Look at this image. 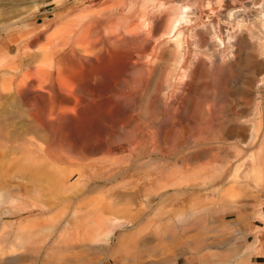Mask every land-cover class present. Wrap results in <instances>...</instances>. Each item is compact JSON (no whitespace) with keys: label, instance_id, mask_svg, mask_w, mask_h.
Instances as JSON below:
<instances>
[{"label":"rangeland","instance_id":"374dc122","mask_svg":"<svg viewBox=\"0 0 264 264\" xmlns=\"http://www.w3.org/2000/svg\"><path fill=\"white\" fill-rule=\"evenodd\" d=\"M17 7L0 48L56 54L20 93L0 68V264H197L248 236L264 264V0Z\"/></svg>","mask_w":264,"mask_h":264},{"label":"bare ground","instance_id":"6f19581e","mask_svg":"<svg viewBox=\"0 0 264 264\" xmlns=\"http://www.w3.org/2000/svg\"><path fill=\"white\" fill-rule=\"evenodd\" d=\"M20 1H23V0H0V8L1 9H3V7H6V6H11V7H9L10 9L9 10H6V11H1L0 12V19H1V21H4V23H5V25L3 26V28H2V30L4 31V30H8L9 32H12L13 30H14V28H17L19 25H20V22L18 21V22H13V23H10V22H8L10 19H12L14 16H15V13H16V9L15 8H18L17 7V5H18V2L20 3ZM23 3V2H22ZM26 3H29V2H26ZM42 4V3H41ZM25 5H28V4H25ZM20 9V8H19ZM34 10V9H33ZM27 13V12H26ZM25 13V14H26ZM76 13V12H75ZM32 16L30 15L29 16V18H31ZM20 19V18H19ZM92 19V18H91ZM12 21V20H11ZM14 21H16V20H14ZM26 21V20H25ZM89 21V20H88ZM23 22V21H22ZM58 22V21H57ZM27 23V22H26ZM89 23V22H88ZM92 23V22H91ZM90 23V24H91ZM121 23V22H120ZM37 24V23H36ZM98 24V23H97ZM78 25V24H77ZM99 25V24H98ZM90 26V25H89ZM121 26V25H120ZM98 27V26H97ZM96 27V28H97ZM35 28V27H34ZM47 28V27H46ZM70 28V27H69ZM85 28V27H84ZM84 28H82V29H84ZM87 28V27H86ZM22 30V29H21ZM26 30V29H25ZM98 30V29H97ZM102 30V29H101ZM43 31V30H42ZM50 31V30H49ZM52 31V30H51ZM96 31V30H95ZM99 31V30H98ZM39 33V32H38ZM79 33V32H78ZM80 33H81V31H80ZM95 33V32H94ZM1 34V33H0ZM12 34V33H11ZM63 34V33H62ZM86 34V33H85ZM110 34V33H109ZM120 34V33H119ZM10 35V34H9ZM46 35V34H45ZM68 36H69V34H68ZM45 37V36H44ZM5 38V37H4ZM63 38H64V36H63ZM102 38V37H101ZM108 38H109V36H108ZM111 38V37H110ZM115 38V37H114ZM125 38V37H124ZM127 38V37H126ZM54 39V38H53ZM82 39H84V37L82 38ZM96 39V38H95ZM104 39V38H103ZM123 39V38H122ZM130 39V38H129ZM64 40V39H63ZM86 40V39H85ZM101 40V39H100ZM131 40V39H130ZM144 40V39H143ZM7 43H5V45H6V47H5V49L4 50H2L1 48H0V68H5L6 66H5V64L7 63V60H9V59H12V60H10V61H8L9 63H7V71L12 75V76H14V77H20V76H23L24 78H25V84H22V83H19L20 85L18 86V89H17V93H20L21 92V90H19V89H21L22 87H24L25 85H29V84H32L33 82L32 81H36V75H37V73L39 74L40 72H44V70L47 68H45L44 67V64H45V60H47L48 58L50 59V57H49V55L51 54L52 55V53H55V49H52V45H50L51 46V50L49 51V52H47V49H48V46H47V49L46 50H41L39 53H35V54H29L28 53V49H30V47L33 45V44H38V42H39V36H36L35 35V37H28V32H22V33H19V34H16L15 35V33L14 34H12V35H10L9 36V38L7 39ZM82 41V40H81ZM90 41H91V39H90ZM103 41V40H102ZM126 41V40H125ZM67 42V41H66ZM123 42H124V40H123ZM63 43V42H62ZM64 43H65V41H64ZM109 43V42H108ZM127 43H129V42H127ZM145 43V42H144ZM83 44V43H82ZM99 44V43H98ZM121 43H119V45H120ZM146 44V43H145ZM35 45V46H36ZM91 45V44H90ZM89 45V46H90ZM105 45V44H104ZM93 46V45H92ZM98 46V45H97ZM113 46V45H112ZM109 47V46H108ZM107 47V48H108ZM119 47V46H118ZM125 47V46H124ZM209 47V46H208ZM85 48H86V46H85ZM107 48H105V50L107 49ZM82 49V48H81ZM95 49V48H94ZM113 49V48H112ZM127 49V48H126ZM125 50V49H124ZM18 51V53H16ZM37 51V50H36ZM92 52H93V48H92ZM58 53V52H57ZM72 53V52H71ZM80 53V52H79ZM113 53V52H112ZM126 53V52H125ZM18 54H19V56H18ZM56 54V53H55ZM70 54V53H69ZM73 54V53H72ZM82 54V53H81ZM3 56L5 57V58H3ZM80 56V55H79ZM98 56V55H97ZM111 56V55H110ZM119 56V55H118ZM40 57H42V59L40 60ZM61 57V56H60ZM24 58H29V59H31L30 61L28 60L26 63H23L24 62ZM111 58V57H110ZM113 58V57H112ZM99 59V58H98ZM57 60V59H56ZM87 60V59H86ZM110 60H112V59H110ZM99 61V60H98ZM108 61V60H107ZM100 62V61H99ZM59 63V62H58ZM105 63H106V61H105ZM64 64V63H63ZM73 64V63H72ZM102 65V64H101ZM100 68V67H99ZM78 69V68H77ZM138 70V69H137ZM73 71V70H72ZM55 72V71H54ZM101 72V71H100ZM4 73H6V72H4ZM74 73H76V72H74ZM68 74V73H67ZM72 74V73H71ZM141 74V73H140ZM139 74V75H140ZM144 74V73H143ZM142 75V74H141ZM143 77V76H142ZM139 79V78H138ZM101 80V79H100ZM99 80V81H100ZM92 81V80H91ZM107 81V80H106ZM49 82V81H48ZM90 82V81H89ZM139 83H140V81H139ZM2 84H3V82H2ZM5 84V83H4ZM143 84V83H142ZM136 85H138V84H136ZM26 86V87H27ZM45 87V86H44ZM93 87V86H92ZM100 87V86H99ZM159 90V89H158ZM254 93V92H253ZM254 95V94H253ZM34 96V95H33ZM90 96V95H89ZM92 96V95H91ZM159 96V95H158ZM113 97V96H112ZM112 97H110V98H112ZM56 98V97H55ZM54 98V99H55ZM96 98H97V96H96ZM153 98V97H152ZM20 99V98H19ZM92 99V98H91ZM154 100V99H153ZM152 100V101H153ZM37 101V100H36ZM156 101V100H155ZM11 102V101H10ZM54 102H55V100H54ZM69 102V101H68ZM38 103V102H37ZM131 103H132V101H131ZM22 105V104H21ZM24 105V104H23ZM130 105V104H129ZM8 106V105H7ZM96 107V106H95ZM107 107V106H106ZM140 107V106H139ZM145 108V107H144ZM30 109V108H29ZM42 109V108H41ZM5 110V109H4ZM13 110V109H12ZM11 110V111H12ZM40 111V110H39ZM99 112V111H98ZM101 112V111H100ZM34 113V112H33ZM76 113V112H75ZM6 114V113H5ZM76 115V114H75ZM18 116V115H17ZM66 116H68V115H66ZM99 116V115H98ZM102 116V115H101ZM63 117V116H62ZM66 118V117H65ZM86 119V118H85ZM61 121H62V119H61ZM24 122V121H23ZM28 121H26V123H27ZM68 122V121H67ZM3 123V122H2ZM88 124V123H87ZM149 124V123H148ZM18 125V124H17ZM28 125V124H27ZM92 125V124H91ZM153 125V124H152ZM161 126V125H160ZM157 127H159V126H157ZM227 127H228V125H227ZM27 128V127H26ZM1 129V128H0ZM23 129V128H22ZM238 129V128H237ZM21 130V129H20ZM33 130V129H32ZM31 131V130H30ZM130 131V130H129ZM232 131V130H231ZM238 131V130H237ZM21 132V131H20ZM154 132H156V131H154ZM232 133V132H231ZM235 133H237V132H235ZM7 135H8V133H7ZM16 135V134H15ZM33 135V134H32ZM235 135V134H234ZM238 135V134H237ZM42 136V135H41ZM231 136V135H230ZM240 136V135H239ZM13 137V136H12ZM27 137V136H26ZM235 137V136H234ZM22 138V137H21ZM34 138V137H33ZM11 139V138H10ZM17 139V138H16ZM7 140V139H6ZM5 140V141H6ZM47 141V140H46ZM244 141H246L245 140V138H244ZM26 142V141H25ZM23 143V142H22ZM95 143V142H94ZM259 143V142H258ZM257 143V144H258ZM26 145V144H25ZM30 145H31V143H30ZM19 146V145H18ZM21 146V145H20ZM262 147H264V146H262ZM40 148V147H39ZM8 150V149H7ZM12 151V150H11ZM107 151V150H106ZM109 151V150H108ZM63 152H65V151H63ZM68 152H69V150H68ZM75 152V151H74ZM101 152V151H100ZM250 152V151H249ZM30 153H32V152H30ZM61 153V152H60ZM12 155V154H11ZM33 156V155H32ZM113 155H111V157H112ZM23 158V157H22ZM54 158V157H53ZM31 159V158H30ZM112 159V158H111ZM54 161H56V160H54ZM4 162V161H3ZM62 163V162H61ZM22 164V163H21ZM23 164H25V162L23 163ZM9 165V164H8ZM18 165V164H17ZM71 165V164H70ZM61 167V166H60ZM156 167V166H155ZM160 167V166H159ZM72 168V167H71ZM62 169V168H61ZM162 168L160 167V170H161ZM156 170V169H155ZM20 171V170H19ZM57 171V170H56ZM157 171V170H156ZM16 172V171H15ZM57 173V172H56ZM28 175V174H27ZM141 175V174H140ZM153 176V175H152ZM176 176V175H175ZM4 177V176H3ZM6 177V176H5ZM144 178V177H143ZM72 179V178H71ZM11 180V179H10ZM127 180V179H126ZM104 182V181H103ZM165 183V182H164ZM64 185V184H63ZM164 185V184H163ZM102 187V186H101ZM144 187V186H143ZM161 187V186H160ZM78 189V188H77ZM141 190V189H140ZM31 191V190H30ZM141 192V191H140ZM39 194V193H38ZM22 195V194H21ZM19 196V195H18ZM27 198V197H26ZM34 198V197H33ZM94 198V197H93ZM98 198V197H97ZM6 199H7V197H6ZM14 199V198H13ZM20 199V198H19ZM10 200V199H9ZM16 200V199H15ZM31 200H32V198H31ZM11 201V200H10ZM12 201H14V200H12ZM18 201V200H17ZM24 201V200H23ZM34 201V200H33ZM38 202V201H37ZM12 203V202H11ZM6 204V203H5ZM8 204V203H7ZM230 204H232V203H230ZM2 205H4V204H2ZM14 205V204H13ZM12 205V206H13ZM26 205V204H25ZM1 206V205H0ZM147 206V205H146ZM234 208V207H233ZM143 209V208H142ZM29 211V210H28ZM23 214V213H22ZM96 214V213H95ZM237 214V213H236ZM132 215V214H131ZM15 216H17V215H15ZM43 216H44V214H43ZM149 216V215H148ZM32 219V218H31ZM46 219V218H45ZM149 219V218H148ZM33 220H35V219H33ZM46 221V220H45ZM76 222V221H75ZM145 222H147V219H146V221ZM34 223V222H33ZM45 223V222H44ZM47 223V222H46ZM72 223V222H71ZM43 224V223H42ZM70 224V223H69ZM154 224V223H153ZM5 225V224H4ZM47 225V224H46ZM89 225V224H88ZM128 225H129V222L127 221L125 224H122V226H121V230H123V228L124 227H128ZM32 226V225H31ZM71 226H72V224H71ZM9 227V226H8ZM23 227H25V226H23ZM140 227V226H139ZM153 227V226H152ZM155 227H156V225H155ZM182 227V226H181ZM11 228V227H10ZM84 229V228H83ZM184 229V228H183ZM99 230V229H98ZM133 230V229H132ZM135 230V229H134ZM90 231V230H89ZM118 231V230H117ZM178 231V230H177ZM81 232H82V230H81ZM146 232H147V230H146ZM129 233V232H128ZM127 233V234H128ZM175 234V233H174ZM182 234V233H181ZM83 235V234H82ZM173 235V234H172ZM171 235V236H172ZM105 237V242H103L104 241V239H103V243H104V246H103V248H104V250H106L107 248H108V246H110V244H111V241H112V238L109 236V235H104ZM146 236V235H145ZM81 237V236H80ZM141 237V236H140ZM144 237V236H143ZM166 237V236H165ZM88 238V237H87ZM86 238V239H87ZM94 238V237H93ZM171 239H172V237H171ZM170 239V240H171ZM125 240V239H124ZM66 241H68V240H66ZM133 241H134V239H133ZM140 241V240H139ZM154 241V240H153ZM157 241V240H156ZM88 243H90V242H88ZM83 244V243H82ZM130 244V243H129ZM137 244V243H136ZM15 245V244H14ZM48 245V244H47ZM123 245V244H122ZM5 246V245H4ZM85 246H87V245H85ZM124 246V245H123ZM137 246V245H136ZM70 247V246H69ZM94 247V246H93ZM15 248V247H14ZM19 248V247H18ZM53 248H56V247H53ZM76 248V247H75ZM101 248V247H100ZM102 248V249H103ZM133 248V247H132ZM136 248V247H135ZM221 248V247H220ZM4 249V248H3ZM95 249V248H94ZM118 249V248H117ZM121 249V248H120ZM126 249V248H125ZM129 249V248H128ZM148 249V248H147ZM73 250H74V248H73ZM109 250V249H108ZM234 250V249H233ZM229 251L230 253H234V251ZM4 251H6V248L4 249ZM3 251V252H4ZM18 251V250H17ZM54 251V250H53ZM75 251V250H74ZM78 251V250H77ZM222 251V250H221ZM237 251V250H236ZM69 252V251H68ZM219 252V251H218ZM228 252V251H227ZM228 252V253H229ZM18 253V252H17ZM138 253V252H137ZM136 253V254H137ZM220 253V252H219ZM222 253H224L223 251H222ZM18 254H20V253H18ZM21 254H22V252H21ZM49 254V253H48ZM249 254V253H248ZM68 255V254H67ZM10 256V255H9ZM14 256V255H13ZM41 256V255H40ZM129 256H131L130 255V252L129 251H127V249H126V253L125 254H117V255H112L111 254V256L109 257V259H108V262L109 263H107V264H112V263H114L116 260H119V264H128V262H129V260H130V258H129ZM244 256V255H243ZM7 257V256H6ZM11 257V256H10ZM19 257H20V255H19ZM133 257V256H132ZM135 257V256H134ZM216 258L217 256L216 255H211V257H209V258H204V259H202V261H201V263L202 264H222V261L224 260V259H222V261H220L219 259H214V258ZM5 258V257H4ZM15 257H13V259H14ZM141 258V257H140ZM142 259V258H141ZM1 260V259H0ZM63 260V259H62ZM245 260V259H244ZM10 261V260H9ZM231 261H233V260H231ZM235 261V260H234ZM75 263V262H74ZM116 263V262H115ZM226 263V262H225ZM243 263V262H242ZM64 264V263H63ZM223 264H224V261H223ZM241 264V263H240ZM244 264H245V262H244Z\"/></svg>","mask_w":264,"mask_h":264},{"label":"crops","instance_id":"0c3cea01","mask_svg":"<svg viewBox=\"0 0 264 264\" xmlns=\"http://www.w3.org/2000/svg\"><path fill=\"white\" fill-rule=\"evenodd\" d=\"M241 210H242V207H238L237 206V208L235 209V211H236L235 213L242 214ZM261 221H264V219H261ZM204 247L205 246L203 245V242H202L196 248H189L192 256L196 257L198 259V263L197 264H202L201 263L202 259L209 258V257H211V255H216L217 257L216 258L213 257V258L214 259H219L220 261H222V259H224L223 260L224 264H240V263L244 264V262H245V264H253L254 261L257 264L258 261H259V258H258L259 254L255 252V244L249 242V236H248L247 241L243 242L242 245L231 247V248H225V249H223L225 247V245H220V246L216 247L217 249H220V250H218L220 253L217 251V252H211L208 255H202ZM212 248H215V246L212 247ZM221 250L224 253H222ZM230 250L231 251L233 250L234 253H230L229 252ZM231 260H233V261H231ZM223 261H222V264H223Z\"/></svg>","mask_w":264,"mask_h":264}]
</instances>
